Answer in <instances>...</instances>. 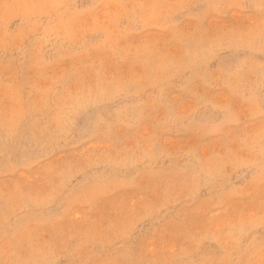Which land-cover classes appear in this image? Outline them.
<instances>
[{"label":"rangeland","instance_id":"374dc122","mask_svg":"<svg viewBox=\"0 0 264 264\" xmlns=\"http://www.w3.org/2000/svg\"><path fill=\"white\" fill-rule=\"evenodd\" d=\"M0 264H264V0H0Z\"/></svg>","mask_w":264,"mask_h":264}]
</instances>
